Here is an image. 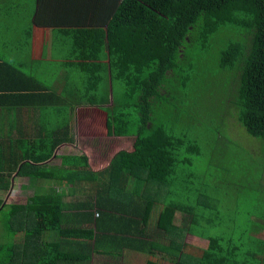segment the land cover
<instances>
[{
    "label": "trees",
    "instance_id": "1",
    "mask_svg": "<svg viewBox=\"0 0 264 264\" xmlns=\"http://www.w3.org/2000/svg\"><path fill=\"white\" fill-rule=\"evenodd\" d=\"M117 8L107 29V48L112 81L122 89L119 99L112 97V103L120 105L119 112L124 115L121 118L128 119L132 118V105L127 103L133 101L140 126L135 152L120 151L109 169L121 163L130 171L134 166L146 170L148 177L160 184L156 192H171L179 163L176 156L185 144L153 126V109L164 100L168 85L182 86L183 73L192 69V53L187 49L222 38L216 64L226 82L219 80L212 86V99L222 96L226 102L229 98L230 106L237 112L236 121L249 137L261 142L264 151V0H121ZM236 75L239 80L231 95V80ZM168 93L170 96L171 91ZM121 104L127 107L123 109ZM129 133L124 127L110 132L116 136ZM58 144L56 141L40 151L28 148L18 153L13 142L6 146L5 156L0 143V195L9 193L10 179L16 174L32 180V172L39 173L37 165L51 160ZM195 148L194 144H186V150ZM253 206L258 217L247 216V227H240L234 220L237 214H228L229 206L217 210L210 202H94L89 209L101 211L99 215L113 224L117 220L137 224L134 229L143 230V235L153 208L159 207L152 234L161 231L166 241V248H160L167 260L163 263L264 264V202H254ZM61 212L60 197L54 193L37 192L24 205L6 204L0 199L5 234L10 238L22 232L23 236L21 246L0 245V264L80 263L79 230H62ZM176 213L184 217L179 224ZM95 226L99 227V220ZM48 232L57 233L60 239L69 238L64 246L75 250L62 253L63 242L50 244L45 235ZM123 232L110 227V245ZM88 234V230H83V251H89L83 264L95 254L93 238L95 242L101 239ZM187 234L207 240V249L187 245Z\"/></svg>",
    "mask_w": 264,
    "mask_h": 264
},
{
    "label": "crops",
    "instance_id": "2",
    "mask_svg": "<svg viewBox=\"0 0 264 264\" xmlns=\"http://www.w3.org/2000/svg\"><path fill=\"white\" fill-rule=\"evenodd\" d=\"M120 1L0 0V40H8L7 51L15 56L0 51V143L6 156V146L13 142L18 153L28 148L40 151L59 142L52 159L37 165L39 173L32 172V180L18 174L10 179L9 193L30 192L32 197L48 192L60 197L61 229L79 230L80 263L75 264H83V257L89 255V251H83V230L92 237L101 236L98 242L93 238L97 248L85 264H167L161 262L167 261L166 256H159L161 246L166 248L163 234L157 230L152 234L159 207L153 208L143 235V230L134 229L137 224L125 220L113 224L99 215L101 211L89 209L94 202L185 200L186 178L176 175L171 192H156L160 184L148 177L146 170L134 166L130 171L121 163L109 169L120 151L135 152L140 126L136 108L135 115L129 108L132 118L124 119L119 112L121 106L112 103V97H118L122 88L112 81L107 29ZM8 20L16 24L9 35ZM122 127L129 135L110 134ZM178 215L180 221L184 217L176 213L179 224ZM97 220L99 227L95 226ZM110 227L125 231L115 235L112 245ZM3 229L2 225L0 245L21 246L22 232L8 238ZM138 231L139 237L134 238ZM45 235L50 244L63 242L62 253H71L72 248L64 246L69 238L60 239L55 232ZM186 236L206 242L205 248L189 246L207 249V240Z\"/></svg>",
    "mask_w": 264,
    "mask_h": 264
},
{
    "label": "rangeland",
    "instance_id": "3",
    "mask_svg": "<svg viewBox=\"0 0 264 264\" xmlns=\"http://www.w3.org/2000/svg\"><path fill=\"white\" fill-rule=\"evenodd\" d=\"M7 23L9 35L16 24L9 20ZM223 42L222 38L187 49L192 53V69L183 73L182 86L174 83L163 92L164 100L153 109V126L185 144L177 153L179 163L175 169V176L189 177L185 180L184 202H210L217 210L224 205L230 207L233 202L228 214H237L234 220L240 227H247V216L258 217L254 202H264V151L261 142L249 137L236 121L237 112L230 106V99L226 102L222 96L212 99V86L219 80L226 82L216 64ZM7 43L4 38L0 40V51L14 58V54L7 51ZM238 80V75L231 80V95ZM214 90L217 91V87ZM168 91H171L170 96ZM127 104L132 105L130 109L135 115V103ZM186 144L196 145L195 150H186ZM30 196V192L14 191L9 197L0 195V199L6 200V204H23ZM4 219L0 214V239ZM178 219L180 221L179 215ZM194 240L192 236L185 238L187 245L206 247V242Z\"/></svg>",
    "mask_w": 264,
    "mask_h": 264
}]
</instances>
